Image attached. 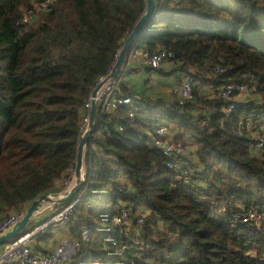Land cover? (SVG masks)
Returning a JSON list of instances; mask_svg holds the SVG:
<instances>
[{"label": "trees", "instance_id": "16d2710c", "mask_svg": "<svg viewBox=\"0 0 264 264\" xmlns=\"http://www.w3.org/2000/svg\"><path fill=\"white\" fill-rule=\"evenodd\" d=\"M42 1L0 0V216L61 192L56 183L76 162L82 104L146 6L56 0L22 24ZM156 13L139 48L172 50L178 70L194 69L214 90L252 77L262 102L245 101L225 118V104L197 89L184 107L147 105L141 120L127 119L125 108L118 121L98 117L84 154L91 172L75 195L77 264H264V158L252 151L254 125L264 120V0H165ZM216 61L224 72L213 76L206 63ZM200 108L210 109L208 120ZM157 125L194 148L191 183L176 182L150 149ZM121 183L127 191L118 192ZM121 204L131 219L146 213L140 247L112 224ZM248 211L260 220L243 223Z\"/></svg>", "mask_w": 264, "mask_h": 264}, {"label": "built area", "instance_id": "2783aa9c", "mask_svg": "<svg viewBox=\"0 0 264 264\" xmlns=\"http://www.w3.org/2000/svg\"><path fill=\"white\" fill-rule=\"evenodd\" d=\"M55 1L56 0H43L38 5H34V10H28L23 14L22 24L29 23L36 18V11L42 13L43 11L48 10L55 3ZM164 1L165 0H155L156 11ZM258 1L261 3L263 0ZM120 51L121 50L119 49L117 54L114 56L113 62L110 63L108 74L99 76V78L92 84L91 92L82 104L78 120L79 138L89 130V112L92 108V104L96 106L94 124L97 118H100L101 116L118 118V121V112L121 108H125L127 119L130 121H134L136 119L141 120L145 117V106L142 104V97L139 94H126L121 87L124 75L128 70V65L134 62L137 65L136 68H138L139 73H144L148 69L165 70L168 72L176 70L178 74L175 81L172 83L170 96L171 98H174L173 102L179 107H184L194 101L195 91L197 89V93L200 95V98H203L204 100L216 99L225 104L223 107L225 118L237 110L240 105L245 103V101L254 102L258 105L262 102L255 93L257 81L252 77L247 78L241 84L228 83L218 90H214L210 85H203L199 87L198 81L194 76V69L187 71H180L177 69L178 65L175 62V54L172 50L169 51L167 49L160 48L151 52L145 48H139L137 43H135V45L126 54L117 76L115 78H111L109 75L113 71ZM208 65L212 66L211 74L213 76L224 72L221 61L213 63L207 62L206 66ZM95 90L96 92L93 95ZM196 114L201 115L208 120L212 113L210 109L200 108ZM207 125L208 121L205 122V126ZM254 126L255 130L252 135L254 143L252 145V151L258 153V155L263 159L264 120L256 123ZM117 130H123V125L121 123L118 124ZM174 135V130L166 128L162 125H157L150 133V149L158 152L160 157L165 160V168L172 173L176 182L191 183L190 179L192 177L191 174L193 170L192 164L194 162V157L184 144L173 140ZM91 149L94 152H97L98 150L95 144H91ZM85 150L83 153V160ZM75 167L76 162L72 163L67 168L63 178L64 180L59 185L62 187L60 193L65 194L76 185ZM90 167L91 166H89L88 169L84 160L80 173V177L83 179L82 186H84V183L90 175ZM127 190L128 185L125 183H121L118 187V192ZM77 196L78 197L74 196L72 201L59 205L53 216H51L47 222L32 227L30 231L14 238L12 242H8L0 246V264H68L71 262V259L66 256L67 251L64 245H57L53 251L44 253L35 249V241L41 235V232L48 229L51 225L61 224L67 227L74 224V208L82 198L81 194ZM28 207L29 205L24 206L20 210H13L12 212L0 216V235L9 231L16 222L20 221L24 217L23 215ZM116 214L117 215H115L112 219L113 226L122 229V231L130 238V241L134 245L140 247V245H142V228L146 213L139 210L134 218L131 219L126 206L121 204ZM258 220H260V217L257 214L252 211H248L247 214L243 216L242 222L248 223ZM89 235V230L85 229L82 232L81 237L84 241H87Z\"/></svg>", "mask_w": 264, "mask_h": 264}, {"label": "crops", "instance_id": "0c3cea01", "mask_svg": "<svg viewBox=\"0 0 264 264\" xmlns=\"http://www.w3.org/2000/svg\"><path fill=\"white\" fill-rule=\"evenodd\" d=\"M136 66L137 65L135 62L128 65V70L126 71L121 84L123 91L129 95H141L142 104L145 107L147 105H154L156 103L172 104L174 98H171L170 96V89L172 87V83L177 77L178 72L176 70H171L168 72L165 70L148 69L144 73H139ZM199 87H201L200 84ZM189 143L191 144L192 141H189ZM193 149L194 148L191 146L190 152ZM59 185V182H57L56 186L59 187ZM59 193L60 192H54L52 194ZM53 200H55V198ZM57 207H59V205L55 207L52 202L43 204V206L39 208L37 212L33 213L30 220L31 227H35L47 222L48 219L53 216ZM72 229L73 224L67 227L61 224L49 226L48 229L43 230L41 235L36 239L35 249L37 251L47 253L49 251H53L57 245L61 244L66 248L67 258L71 259V262L68 264L79 263V261L82 259L80 240L79 237L72 233ZM82 241L84 240L82 239Z\"/></svg>", "mask_w": 264, "mask_h": 264}, {"label": "water", "instance_id": "95a60500", "mask_svg": "<svg viewBox=\"0 0 264 264\" xmlns=\"http://www.w3.org/2000/svg\"><path fill=\"white\" fill-rule=\"evenodd\" d=\"M156 9H155V0H146V6L145 10L143 12V15L141 18L136 22L134 25V28L131 30L130 35L125 39L124 43L122 44L121 51L119 53V56L117 58L116 64L113 68V71L109 75L111 78H115L119 72V68L122 65L124 58L126 54L130 51V49L135 45V43H138L141 35V30L144 27H149L152 24L153 18L156 15ZM96 90L93 92V95L95 94ZM92 108L89 112V130L82 135V137L79 138L77 152H76V167H75V178H76V185L71 188L68 192L65 194H52V193H45L40 195L37 199L32 201L29 205V207L26 209L24 217L16 222L12 228L7 231L6 233L0 235V246L8 243L9 241H12L14 238L18 237L20 233L27 228V226L30 225V220L32 218L33 213L37 212L39 208L43 206V204L52 202L53 205L56 207L60 204H66L67 202L72 201L74 196L77 194L78 190L83 185V179L80 177L81 169L83 167V153L85 150V146L87 145V140L89 135H91L95 129V108L96 106L94 104L91 105ZM53 197V198H52ZM55 198V200H53Z\"/></svg>", "mask_w": 264, "mask_h": 264}, {"label": "rangeland", "instance_id": "374dc122", "mask_svg": "<svg viewBox=\"0 0 264 264\" xmlns=\"http://www.w3.org/2000/svg\"><path fill=\"white\" fill-rule=\"evenodd\" d=\"M38 17H39V15H38ZM121 49V48H120Z\"/></svg>", "mask_w": 264, "mask_h": 264}]
</instances>
